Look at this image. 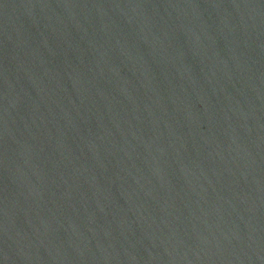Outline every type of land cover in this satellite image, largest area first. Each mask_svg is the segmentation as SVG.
Wrapping results in <instances>:
<instances>
[{
	"label": "water",
	"instance_id": "1",
	"mask_svg": "<svg viewBox=\"0 0 264 264\" xmlns=\"http://www.w3.org/2000/svg\"><path fill=\"white\" fill-rule=\"evenodd\" d=\"M0 264H264V0H0Z\"/></svg>",
	"mask_w": 264,
	"mask_h": 264
}]
</instances>
